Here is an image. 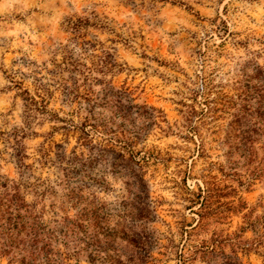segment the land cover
I'll return each instance as SVG.
<instances>
[{
  "label": "rangeland",
  "instance_id": "374dc122",
  "mask_svg": "<svg viewBox=\"0 0 264 264\" xmlns=\"http://www.w3.org/2000/svg\"><path fill=\"white\" fill-rule=\"evenodd\" d=\"M262 74L264 0H0V191L45 220L76 186L128 208L130 168L91 149L104 128L148 183L149 264H264Z\"/></svg>",
  "mask_w": 264,
  "mask_h": 264
},
{
  "label": "trees",
  "instance_id": "16d2710c",
  "mask_svg": "<svg viewBox=\"0 0 264 264\" xmlns=\"http://www.w3.org/2000/svg\"><path fill=\"white\" fill-rule=\"evenodd\" d=\"M261 79L264 80V75ZM258 90H264V83ZM257 95L262 97V94ZM126 101L129 107L122 109L121 100L115 99L118 106L116 113L120 114L124 110V113L130 114L138 107L131 100ZM243 105L242 110L231 121L238 130L249 126L250 109L245 106V102ZM262 116L264 113L260 114ZM257 125L264 128L263 119L259 118ZM93 127L96 133H101L99 136L102 138L101 142H104L91 148L95 150V154H116L113 164L130 168L126 174V183L134 188L135 194L123 204L128 208L117 212L110 211L93 193L83 194L81 187L76 186L66 188V195L74 200V206H79L77 212L71 217L54 214L45 220L35 210V206L28 203L18 192L15 185L7 188L2 184L4 189L0 191V257H6L10 264H81V257L91 264L153 262L151 251L157 247V239L149 224L156 216L144 173L140 168L134 167L138 164L137 160L131 155L125 157V153L133 154L126 140H121L116 134L112 136L104 128L98 130ZM79 132V139L89 140L87 131L81 128ZM85 162H80V165Z\"/></svg>",
  "mask_w": 264,
  "mask_h": 264
}]
</instances>
